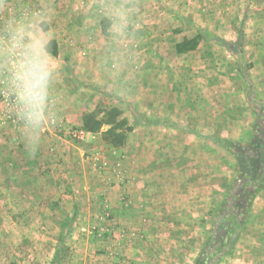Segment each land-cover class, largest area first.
I'll use <instances>...</instances> for the list:
<instances>
[{
    "label": "rangeland",
    "instance_id": "1",
    "mask_svg": "<svg viewBox=\"0 0 264 264\" xmlns=\"http://www.w3.org/2000/svg\"><path fill=\"white\" fill-rule=\"evenodd\" d=\"M247 1L137 0V40L129 67L119 76L111 73L101 51L105 35L99 29L95 9L89 15L85 0L55 1L59 4L52 11L63 26L55 25L57 30L51 22L49 28L60 42L56 57L60 72L54 87L55 118L42 131L40 154L29 156L25 151L11 108L4 98L0 100V142L4 143L0 162L5 160L8 172L27 171L32 176V180L14 179L15 184L0 178V225L4 226L0 229V264H53L58 258L62 264H95L102 253L119 258L114 251L116 245L104 244L106 238L124 241L120 237L124 230L139 232L140 237L145 234L137 229L118 228L104 191L122 187V204L139 207L143 215H149L145 200L137 197L134 203L128 189H132L135 180L154 186L146 176V160L152 156L162 161L156 167L170 166L174 183L166 188L185 189L187 207L192 206L186 214V230L191 237L187 236L186 245L173 249L177 254L172 257L177 259L172 258L171 264H264V184L256 187L259 190L255 198L245 192L259 179L264 180V73L260 75L244 45L248 42L244 32L254 29L253 21L247 17ZM253 1L255 10L264 8V0ZM9 2L23 3L28 9L51 10L49 0ZM83 16L93 17V25L84 24L98 30L96 33H84L88 26L79 20ZM70 20H74V25H69ZM65 27L74 33L58 36L57 32ZM153 27L160 31L155 33ZM198 33L203 40L195 51L176 52L178 42ZM152 67L157 70L154 79L166 81L164 94L157 93L152 85ZM132 93L140 99H129ZM154 96L159 102L168 101L170 111L177 112L181 106L184 113L179 121L169 119L179 123V127L165 126L162 120L166 117L142 115L141 112H148ZM111 108L118 109L119 120L133 128L123 145L114 146L110 137L106 139L104 134L111 126L105 122L86 140L73 136L72 131L84 130V116L101 119ZM149 121L154 123L152 129L141 125L142 129L134 132L137 124ZM220 141L233 144L224 147ZM237 154L245 156L252 165L251 178L240 174ZM210 176H215L213 181L219 184L214 194L200 189L206 187L204 183ZM38 188L62 191L70 196L72 204L82 202L83 190L91 192V202L97 205L96 222L91 221L87 228L77 224L44 228L27 214L19 215L20 223L12 227L9 220L13 214L4 215L1 209L34 207ZM21 191L26 196L21 197ZM163 247L164 251L170 249L168 245Z\"/></svg>",
    "mask_w": 264,
    "mask_h": 264
},
{
    "label": "crops",
    "instance_id": "2",
    "mask_svg": "<svg viewBox=\"0 0 264 264\" xmlns=\"http://www.w3.org/2000/svg\"><path fill=\"white\" fill-rule=\"evenodd\" d=\"M55 1L57 0H49L51 10L54 9L53 7H55L56 9L57 4H59V2L55 4ZM65 1H67L68 3H74L77 0H72V1L64 0V2ZM85 1L87 6L89 5L90 7V11L88 12L89 15L93 13L92 8L96 9L98 6L103 7L105 4L111 3V0H85ZM252 4L254 5V1L251 2V0H248L246 2V5L249 6L250 8L249 12L247 13V17L249 18L250 21L251 20L253 21L254 29L248 31V33L246 31L244 32L243 37H246V39L248 40V42H245L244 45L248 53L249 59H252V61L256 63L255 68L259 69L260 75H262L264 73V8L263 6H259L255 10ZM69 11L71 12V10ZM150 19H154V18L150 16ZM79 20L83 22L84 26H88V28L86 27L84 28L85 29L84 33H89V34L94 33L95 28H91L92 26L88 25V24L93 25L94 23L93 21H91L93 20L92 16L90 17L83 16ZM51 22L53 23L54 26L55 25L63 26L61 24L62 20H60L59 17H57L55 14L52 17ZM84 23H88V24H84ZM69 25H74V20H70ZM56 29L58 30L57 27ZM99 29L102 32L103 28L100 24H99ZM152 29L155 33L160 31L159 27H153ZM57 33H59L58 36H69L71 33H74V31H71L69 28L66 29L65 27V29H61ZM79 33H81L80 30ZM52 40H55L57 42L59 49L60 42L58 38L53 37ZM164 68L165 67H163V70ZM150 71H152V78H151L152 85L156 88L157 93L162 92L164 94L165 85H166L165 79L162 80L154 79L155 73L157 72L155 67L150 68ZM129 99L139 100L140 98L138 96H134V94L132 93L129 96ZM169 104L170 103H168V101H164V100L159 102L158 97L154 96L152 99V104L148 105V108L146 110L148 111L147 112L148 114L145 112H141V111L140 112L145 117H147V115L153 118L166 117V119L162 120L165 126H169V128L179 127L180 126L179 123H174V122L172 123L170 122L169 119H171L172 121H179V119L181 118L184 112L182 113L180 108L181 106H178L179 108L177 112H174V110L170 111V109H168ZM141 125H148L147 127L148 130L154 127V123L151 121H149L148 124L139 123L134 127V132L139 129H142ZM42 131H44V129ZM170 136H172V139H175L174 134H171ZM162 139L169 141V139L165 137H163ZM42 144L39 148V151L36 152L35 155L41 153ZM3 145L4 143L0 142V148L3 147ZM157 148H159V146H157ZM24 154L27 155L26 152H24ZM1 162L3 165H1ZM1 162H0V170H3L0 171L1 179L3 180L6 179L8 181L12 180L13 184H15L14 179H19L24 181L32 180V176L29 172L27 171L8 172L9 166L6 167V165L8 164L5 162L3 158ZM146 162L148 163L146 176L147 178H150L152 182H154L152 184L154 186H146V184L141 183V180H135L136 184L134 182L132 184L133 185L132 189L130 187V189H128V192L131 193V195L133 196L134 203H136L135 201L137 200V197L145 200L146 211L150 213L149 215L147 214L143 215L144 212L141 209H139V207L132 206L131 208H128L122 204L121 202V195L123 189L122 187H120V189L115 188L114 191H110V190L104 191V196L107 197V200L109 201L108 208H110L111 212H114L117 217L116 222L119 223L118 228L125 229L127 227V229H134V230L137 229L143 232L145 234V237H140L137 234L139 232L133 231L131 232L132 233L131 234L130 232H126L124 230L120 232V237L124 238V241H128V244H125L123 240L118 239L117 234H115V238L117 239L112 240V238L110 237L106 238L104 244L116 245L114 251H116L119 254V258L114 259L113 257H111L112 255L102 253L99 254V257L96 258L97 262L95 264H154L153 261H160V264L162 263L171 264L169 261H172L173 258L172 256L177 254L176 253L177 251H174L173 249L174 248L179 249L181 245H186L187 236H189V238L191 237L190 234H187V230H186V224L188 221L187 220L188 217L186 216V214L188 213V210L192 209V206L187 207V198H186L187 191L181 188H179L178 190L172 188L171 189L166 188L167 186L174 183V178L172 179V177L169 174L172 173V171L169 168L170 166L167 167V165H162L160 167H156L162 162L159 159V157L152 156L151 158H148ZM214 178L215 176H210L209 178H207L206 182L204 183L206 187L200 189L202 191H205V189L206 190L209 189L210 193L213 194L216 193L213 191H216L217 189L219 190V184L213 181ZM15 186H17V184ZM23 190L26 191V189ZM21 192H22L21 197H23L24 195L23 191ZM60 193H62V191ZM60 193L57 190H50V189L41 190L40 188H38V190H36L35 193L38 199L37 201H35L37 203L34 205V207L25 209L22 206H12L9 209L8 208L1 209L3 211L1 213H3L4 215L8 214V212L13 214V218H11V221L9 220V224L11 223L12 227L14 228L17 226V224L20 223L21 217L19 215L23 216L27 214L31 215L32 217H35V219H37L39 224H41L44 228H49L52 226L55 227L57 225L63 228H68L72 226V224L73 225L77 224L81 228H87V226H89L91 221L96 222V219H94V215L97 213V208H96L97 205L95 206V204L91 202L92 200H94V196L91 192H87L83 190L80 196L81 197L80 200L82 202L81 203L74 202V204L70 202L69 200L70 196L68 194H63V193L60 194ZM2 194H3L2 189H0V197L3 196ZM44 198H47V200H44ZM141 202L144 205L143 201ZM65 213H68V215L66 214L67 215L66 217L64 216ZM72 215H79V218H74V217L71 218ZM89 216L91 217L90 220H89ZM143 218H147V219H143ZM0 229H4V226H2V224L0 225ZM194 233L197 234V232ZM138 236L140 238H137ZM82 239H85V237L82 236ZM125 239H129V240H125ZM83 245L87 246V243L85 244L84 242ZM164 245L170 246V249L173 252L170 254L169 253L170 249L164 251L165 249V247H163ZM107 250H110V247H108ZM185 250H188V247H185ZM129 257L131 260L127 259L129 260L127 261L126 258ZM161 259H162V263H161ZM173 259L176 260L177 257L175 256Z\"/></svg>",
    "mask_w": 264,
    "mask_h": 264
},
{
    "label": "clouds",
    "instance_id": "3",
    "mask_svg": "<svg viewBox=\"0 0 264 264\" xmlns=\"http://www.w3.org/2000/svg\"><path fill=\"white\" fill-rule=\"evenodd\" d=\"M53 15L52 10L0 0V100L7 96L21 129L20 142L30 156L44 141L42 130L55 118L54 87L60 67L52 53ZM95 17L105 35L101 51L111 73L119 76L128 69L137 40V0H111L95 9Z\"/></svg>",
    "mask_w": 264,
    "mask_h": 264
},
{
    "label": "trees",
    "instance_id": "4",
    "mask_svg": "<svg viewBox=\"0 0 264 264\" xmlns=\"http://www.w3.org/2000/svg\"><path fill=\"white\" fill-rule=\"evenodd\" d=\"M202 40H203V36L199 33L197 36H195L192 39H188L183 42L177 43L175 46L176 52L178 54H185L191 51H195L200 45V42ZM52 53L55 57L59 56V49L57 42L55 40H52ZM120 116H121V112L116 108H111L109 111L105 113V115L101 119L96 118L95 115L84 116V120H83L84 130L90 133H95L98 131L100 124L102 122H105L106 124L111 126V128L104 134L106 139L109 140L110 137L112 139V144L114 146H121L125 143L127 139V135L133 131V128L127 126L125 121H120L119 120ZM232 144L233 142L220 141V145L224 147L232 146ZM236 157L238 159V170L240 174L251 178L253 175V168L250 162L246 160L245 156L241 157L239 156V154H237ZM263 184H264V180L263 178H261L256 183H254V185L249 186L245 192L251 194L252 195L251 198H255L259 190V188L256 187L259 185L261 187L263 186ZM53 264H62V263L58 258Z\"/></svg>",
    "mask_w": 264,
    "mask_h": 264
},
{
    "label": "built area",
    "instance_id": "5",
    "mask_svg": "<svg viewBox=\"0 0 264 264\" xmlns=\"http://www.w3.org/2000/svg\"><path fill=\"white\" fill-rule=\"evenodd\" d=\"M4 101L5 103L8 104V100H7V96L5 95L4 96ZM72 134L75 138H78V139H81V140H86L87 138L91 137L92 136V133L86 131V130H74L72 131Z\"/></svg>",
    "mask_w": 264,
    "mask_h": 264
}]
</instances>
